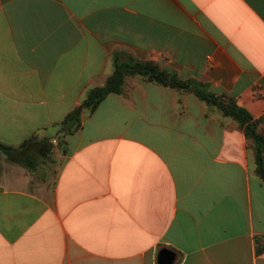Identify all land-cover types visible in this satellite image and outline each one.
<instances>
[{
  "label": "crops",
  "instance_id": "obj_1",
  "mask_svg": "<svg viewBox=\"0 0 264 264\" xmlns=\"http://www.w3.org/2000/svg\"><path fill=\"white\" fill-rule=\"evenodd\" d=\"M130 58L232 98L264 138V0H0V144L52 145L32 169L0 153V264H264V183L216 107L127 77L59 135Z\"/></svg>",
  "mask_w": 264,
  "mask_h": 264
},
{
  "label": "trees",
  "instance_id": "obj_2",
  "mask_svg": "<svg viewBox=\"0 0 264 264\" xmlns=\"http://www.w3.org/2000/svg\"><path fill=\"white\" fill-rule=\"evenodd\" d=\"M138 76L148 82L193 93L199 100L216 107L224 116L235 120L251 142L254 153L255 174L264 183V138L258 131L259 120L254 119L248 111L237 106L235 100L225 96H216L207 86L193 81H183L172 72L161 69L156 63L130 58L128 62H115L112 74L103 86L90 88L82 102L71 110L57 124L61 138L71 135L81 127L83 113H92L100 102L110 93H121L127 77ZM35 147L32 149L31 147ZM49 139L37 140L32 135L17 147L0 144V153L8 159L32 169L37 159L45 158L51 148ZM259 251V250H258Z\"/></svg>",
  "mask_w": 264,
  "mask_h": 264
},
{
  "label": "water",
  "instance_id": "obj_3",
  "mask_svg": "<svg viewBox=\"0 0 264 264\" xmlns=\"http://www.w3.org/2000/svg\"><path fill=\"white\" fill-rule=\"evenodd\" d=\"M174 254L169 250H162L158 253L157 264H172L174 261Z\"/></svg>",
  "mask_w": 264,
  "mask_h": 264
},
{
  "label": "rangeland",
  "instance_id": "obj_4",
  "mask_svg": "<svg viewBox=\"0 0 264 264\" xmlns=\"http://www.w3.org/2000/svg\"><path fill=\"white\" fill-rule=\"evenodd\" d=\"M37 169V171L39 172V170H43L44 172H49V173H51V171L53 170V166H52V164H50V162L48 161V162H44V163H39V164H37V167H36Z\"/></svg>",
  "mask_w": 264,
  "mask_h": 264
}]
</instances>
